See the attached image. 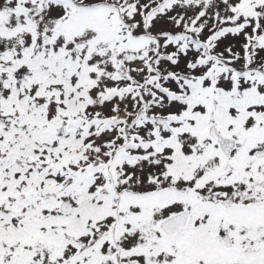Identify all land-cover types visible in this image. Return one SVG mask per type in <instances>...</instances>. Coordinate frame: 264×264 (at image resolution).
<instances>
[{
	"label": "snow or ice",
	"instance_id": "obj_1",
	"mask_svg": "<svg viewBox=\"0 0 264 264\" xmlns=\"http://www.w3.org/2000/svg\"><path fill=\"white\" fill-rule=\"evenodd\" d=\"M0 264H264V0H0Z\"/></svg>",
	"mask_w": 264,
	"mask_h": 264
}]
</instances>
